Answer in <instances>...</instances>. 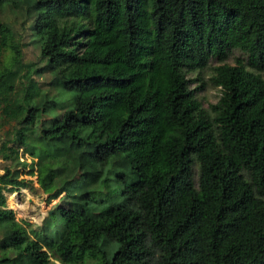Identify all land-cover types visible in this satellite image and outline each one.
Wrapping results in <instances>:
<instances>
[{"label":"trees","instance_id":"obj_1","mask_svg":"<svg viewBox=\"0 0 264 264\" xmlns=\"http://www.w3.org/2000/svg\"><path fill=\"white\" fill-rule=\"evenodd\" d=\"M212 59L207 110L187 76ZM0 113V264H264V0H0ZM29 175L41 225L7 205Z\"/></svg>","mask_w":264,"mask_h":264},{"label":"rangeland","instance_id":"obj_2","mask_svg":"<svg viewBox=\"0 0 264 264\" xmlns=\"http://www.w3.org/2000/svg\"><path fill=\"white\" fill-rule=\"evenodd\" d=\"M7 13L3 18L11 24L17 38L22 44L23 61L33 62L36 66H41L42 62L39 61L40 39H38L30 29L31 20L22 15L21 12ZM238 58L245 60L246 55L240 50L234 49L223 63L233 65ZM216 65H218V62L212 59L209 61L207 67L200 71L196 70L190 72L187 76L190 80L196 78L191 80L193 82L190 83V87L194 90L196 98L200 101L201 106L207 110H210L211 105L215 104L221 95L220 88L214 86L210 80L213 74L212 68ZM34 77L42 84L41 86L43 89L47 88V82L50 79L49 74H43L41 76L35 75ZM51 92L54 93L53 90ZM58 112L59 110L55 113ZM13 123L14 122H8L0 113V144L2 141L12 138ZM20 161L31 163V160L25 156H23ZM14 166V162L3 160V162H0V170L2 169L0 173H3L5 168H14ZM193 171L196 179L198 171L197 166H194ZM28 179H30L32 183L16 189L11 195L9 193L6 194L7 205L14 210L17 220H26L31 225H41L43 219L50 215L55 208L56 203H58V198L48 201V194L44 193L38 185L36 175H29ZM18 206H21V208ZM87 264L93 263L92 261H87Z\"/></svg>","mask_w":264,"mask_h":264},{"label":"built area","instance_id":"obj_3","mask_svg":"<svg viewBox=\"0 0 264 264\" xmlns=\"http://www.w3.org/2000/svg\"><path fill=\"white\" fill-rule=\"evenodd\" d=\"M20 160H22V157H20ZM0 161H1V158H0ZM2 170H0V172H1ZM1 174V173H0Z\"/></svg>","mask_w":264,"mask_h":264},{"label":"bare ground","instance_id":"obj_4","mask_svg":"<svg viewBox=\"0 0 264 264\" xmlns=\"http://www.w3.org/2000/svg\"><path fill=\"white\" fill-rule=\"evenodd\" d=\"M12 205V204H11ZM18 207H20L21 208V206H18Z\"/></svg>","mask_w":264,"mask_h":264}]
</instances>
